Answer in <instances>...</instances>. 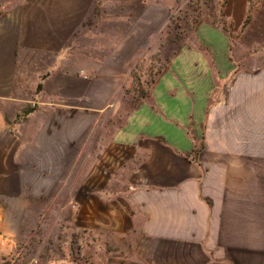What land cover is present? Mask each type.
Returning <instances> with one entry per match:
<instances>
[{
	"label": "crops",
	"instance_id": "1",
	"mask_svg": "<svg viewBox=\"0 0 264 264\" xmlns=\"http://www.w3.org/2000/svg\"><path fill=\"white\" fill-rule=\"evenodd\" d=\"M183 2L191 9L189 0H0V135L14 137L0 138V166L27 155L35 171H64L52 185L57 216L82 241H112L107 264H264V171L199 151L203 90L161 82L118 120L114 91L94 90L91 105L78 87L85 63L132 62L127 37L112 45L102 32H132L140 16L148 46ZM217 3L222 27L236 32L218 74L228 78L236 63L240 79L264 80V0ZM212 11L206 4L200 32L216 28L224 45L229 30L214 26ZM44 75L55 102L22 114ZM3 178L1 169L0 186ZM14 199L11 221L20 223L23 198ZM7 219L0 202V228Z\"/></svg>",
	"mask_w": 264,
	"mask_h": 264
},
{
	"label": "rangeland",
	"instance_id": "2",
	"mask_svg": "<svg viewBox=\"0 0 264 264\" xmlns=\"http://www.w3.org/2000/svg\"><path fill=\"white\" fill-rule=\"evenodd\" d=\"M188 3L191 9L185 2L177 6L179 8L172 12L161 30L154 33L148 46L147 33L139 30L142 26L140 16H133L136 30L132 32H102V40H110L112 45L126 36L127 42L132 44V62L85 63L84 71L80 72L83 82L78 87L82 86L86 94H92L91 105L98 103L94 99L98 98L93 95L94 90L97 94L100 89L114 91L112 100L120 111L118 120H122L126 112L131 108L135 110L145 98L150 97L152 90L160 86L161 82L166 87H181L189 91L201 89L205 95L201 98L204 116L199 151H205L217 160L223 150L230 162L241 159L245 161L246 167L264 171V80L240 79L235 69L236 63L230 65L234 68L228 78L218 74L224 67L220 62L221 57L226 52L231 57L235 54L232 50L233 43L235 45V25L229 23L222 27L219 12H216L220 8L217 0H189ZM206 4L207 8L213 10L214 26L229 30L230 40L225 38L224 45L220 31L216 28L206 37L200 32ZM195 32L200 43L197 48L192 47ZM183 55L187 56L189 62L174 63V57ZM210 57H214V60H209ZM107 58L103 57L102 60ZM41 82L42 85L37 87L36 100L32 99V104H27L22 114L27 113L32 105L55 102L51 95L56 88L54 81L44 78ZM9 131L1 134L0 138H8L11 145L14 137L12 130ZM27 131L21 135L25 142ZM15 135L19 141L20 133ZM9 156L4 167L0 166L4 176L0 186V202L8 216V221L0 228V264L109 263L116 250L112 241H82L76 225L68 224L57 216L59 210L55 206L60 193L54 191L57 186L52 185L64 171H35L27 155L15 163L11 154ZM46 181H49L48 190ZM37 187L41 188L39 193L36 192ZM51 187H54L53 190ZM18 194L23 198L20 223L16 222V217L14 222L11 221L12 207L16 208L17 205L14 197ZM153 258H157L156 255Z\"/></svg>",
	"mask_w": 264,
	"mask_h": 264
},
{
	"label": "trees",
	"instance_id": "3",
	"mask_svg": "<svg viewBox=\"0 0 264 264\" xmlns=\"http://www.w3.org/2000/svg\"><path fill=\"white\" fill-rule=\"evenodd\" d=\"M39 86H41V85H39Z\"/></svg>",
	"mask_w": 264,
	"mask_h": 264
}]
</instances>
